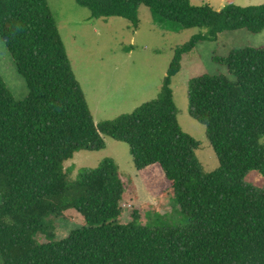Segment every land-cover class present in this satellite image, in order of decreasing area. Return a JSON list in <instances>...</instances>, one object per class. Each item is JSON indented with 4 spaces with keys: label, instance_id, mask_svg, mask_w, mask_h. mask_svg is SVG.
Here are the masks:
<instances>
[{
    "label": "trees",
    "instance_id": "1",
    "mask_svg": "<svg viewBox=\"0 0 264 264\" xmlns=\"http://www.w3.org/2000/svg\"><path fill=\"white\" fill-rule=\"evenodd\" d=\"M91 19L123 18L138 28L139 7L186 30L208 29L177 47L160 96L132 114L95 123L46 0H0V39L29 89L16 102L0 76V254L4 264H264V47L217 57L234 80L202 76L188 93L189 114L207 128L220 169L208 174L200 143L178 120L173 79L183 58L228 32H264V5L221 11L191 0H75ZM128 52L131 48L126 49ZM105 138L129 146L138 171L160 166L187 229L119 224L127 184L112 159L69 179L79 152H100ZM75 211L87 226L61 242L57 222Z\"/></svg>",
    "mask_w": 264,
    "mask_h": 264
},
{
    "label": "rangeland",
    "instance_id": "2",
    "mask_svg": "<svg viewBox=\"0 0 264 264\" xmlns=\"http://www.w3.org/2000/svg\"><path fill=\"white\" fill-rule=\"evenodd\" d=\"M57 22L75 76L85 92L96 124L132 114L143 104L160 96L163 81L174 60L177 47L188 43L208 29L186 30L179 24L156 16L150 8L139 7L137 29L123 18L90 19L91 12L75 0H46ZM194 6L209 5L221 11L229 4L241 7L264 5V0H191ZM88 19H90L88 21ZM264 47V32L252 35L246 30L221 34L217 42H202L182 61L181 73L173 79L174 100L183 131L200 143L197 157L208 174L220 169L218 158L207 138V128L189 114L188 93L193 80L225 76L234 80L226 67L216 63L217 57H228L233 50ZM131 48L128 52L126 49ZM0 76L16 102L29 96L26 81L16 70L13 60L0 39ZM107 148L100 152L82 151L64 167L71 181L82 173L96 169L112 159L127 184L123 216L119 224H130L150 230L187 229L188 215L174 196H160L168 188L160 166L138 171L129 146L105 138ZM245 184L264 191V177L251 172ZM57 222L56 237H39L40 243L61 242L72 232L87 226L82 215L72 211ZM0 264H4L0 254Z\"/></svg>",
    "mask_w": 264,
    "mask_h": 264
},
{
    "label": "crops",
    "instance_id": "3",
    "mask_svg": "<svg viewBox=\"0 0 264 264\" xmlns=\"http://www.w3.org/2000/svg\"><path fill=\"white\" fill-rule=\"evenodd\" d=\"M90 19H91V18H90ZM90 19H88V21H89Z\"/></svg>",
    "mask_w": 264,
    "mask_h": 264
}]
</instances>
